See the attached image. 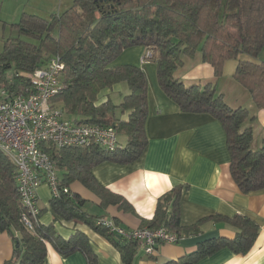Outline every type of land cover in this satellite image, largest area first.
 <instances>
[{
    "label": "trees",
    "instance_id": "obj_1",
    "mask_svg": "<svg viewBox=\"0 0 264 264\" xmlns=\"http://www.w3.org/2000/svg\"><path fill=\"white\" fill-rule=\"evenodd\" d=\"M6 28L0 20V30ZM8 28L9 34L1 38L0 88L26 95L31 91L29 75L56 56L64 68L50 104L75 124L114 128L122 143L118 140L112 151L93 144L60 149L41 144L61 174L57 195H51L49 202L53 223L43 226L38 220L32 231L21 221L26 212L16 191V169L0 152V233H6L13 244L12 256L4 264H44L48 247L63 258L81 253L87 264H99L88 237L77 231L67 240L61 238L55 232V220L83 224L118 252L122 264L133 263L138 242L100 224L101 217L87 213L86 201L68 187L80 183L99 199L102 209L115 206L134 212L124 198L101 186L92 172L104 162L135 163L147 148L146 76L139 67L114 65L124 51L135 47L149 53L147 60L156 65L161 91L182 113L208 115L220 123L230 176L238 190L244 195L264 190V137L259 148H252L251 125L256 116L243 107L230 108L216 88L225 62L233 60L232 80L248 93L257 110H264V0H73L70 8L49 19L22 14ZM197 54L212 68L214 84L185 86L175 77L183 59ZM119 84L128 89L121 101L108 97L100 103V94ZM181 193L182 187H175L161 196L152 219L143 221L142 228L163 227L186 237L212 221L223 222L235 235L203 241L183 259L165 264H194L223 249L234 255L251 250L259 227L249 217L214 215L181 226ZM39 212L40 219L43 211Z\"/></svg>",
    "mask_w": 264,
    "mask_h": 264
},
{
    "label": "crops",
    "instance_id": "obj_2",
    "mask_svg": "<svg viewBox=\"0 0 264 264\" xmlns=\"http://www.w3.org/2000/svg\"><path fill=\"white\" fill-rule=\"evenodd\" d=\"M145 53L142 47L126 50L114 65L139 67L146 76L147 148L135 163L118 165L104 162L92 172L101 186L124 198L134 212L125 213L115 206L102 209L99 199L78 182L72 183L69 191L86 201L84 209L87 213L115 221L126 230H133L142 228L143 221L152 219L161 196L175 187H182L179 201L181 226L189 227L214 215L229 218L242 215L251 218L259 227L257 239L246 255H234L223 249L194 264H264V190L248 195L238 190L230 176L226 137L220 123L208 115L182 113L161 91L156 65L144 60ZM233 70L223 74L222 80L216 82V88L230 108L243 107L250 115L256 116L251 126L259 148L264 137V110H257L248 93L238 84L226 81ZM175 77L185 86L215 83L212 68L201 62L199 54L192 59L184 58L183 66L176 71ZM221 84L225 85L220 88ZM127 93V87L119 84L110 91L102 92L99 101L104 102L109 97L120 102L122 95ZM37 196L38 207L43 211L39 222L47 226L54 220L49 207L51 195L48 187H40ZM54 229L65 240L77 231L85 234L99 264H122L118 252L83 224L55 220ZM234 235V230L223 222L209 221L200 226L197 234L182 237L173 245L159 246L153 256H146L139 250L132 264L177 262L192 253L197 244L203 241L232 239ZM12 251L10 237L0 233V264L11 258ZM44 264H87V261L81 253L63 258L48 247Z\"/></svg>",
    "mask_w": 264,
    "mask_h": 264
},
{
    "label": "built area",
    "instance_id": "obj_3",
    "mask_svg": "<svg viewBox=\"0 0 264 264\" xmlns=\"http://www.w3.org/2000/svg\"><path fill=\"white\" fill-rule=\"evenodd\" d=\"M148 57L146 53L144 60ZM63 68L55 56L34 70L29 75L31 91H26V95H14L0 88V152L16 169V191L26 212L21 221L28 231L39 220V188L47 186L54 196L58 192L59 171L41 150V144H50L55 149L93 144L112 151L118 142L114 128L75 124L66 119L59 107L50 104L60 87ZM99 223L138 242L139 250L146 256H153L159 246L176 244L182 238L163 227L126 230L108 219L101 218Z\"/></svg>",
    "mask_w": 264,
    "mask_h": 264
},
{
    "label": "rangeland",
    "instance_id": "obj_4",
    "mask_svg": "<svg viewBox=\"0 0 264 264\" xmlns=\"http://www.w3.org/2000/svg\"><path fill=\"white\" fill-rule=\"evenodd\" d=\"M73 4V0H0V20L7 25L6 30H0V50L2 46V36H7L9 34V28L11 24H16L22 14L35 15L43 19H49L51 15L60 14L70 8ZM236 62L231 60L224 64L225 69H223V74L233 70ZM223 78V76H222ZM221 78V80H222ZM229 79V80H227ZM226 81H230L235 84L231 76L226 78ZM227 83V82H225ZM225 84H221L219 87H223ZM123 97V95H122ZM118 103V99L113 100ZM258 135V133H257ZM120 143L122 139L118 138ZM259 144L257 140L252 143V148H257Z\"/></svg>",
    "mask_w": 264,
    "mask_h": 264
}]
</instances>
